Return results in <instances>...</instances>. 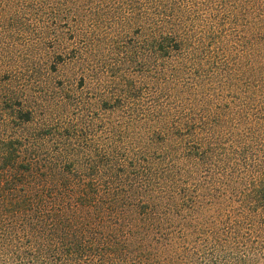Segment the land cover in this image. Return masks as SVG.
I'll use <instances>...</instances> for the list:
<instances>
[{
    "label": "trees",
    "instance_id": "trees-1",
    "mask_svg": "<svg viewBox=\"0 0 264 264\" xmlns=\"http://www.w3.org/2000/svg\"><path fill=\"white\" fill-rule=\"evenodd\" d=\"M59 1L85 25L112 0ZM113 3L126 7L121 17L134 13L163 58L220 75L221 103L210 99L189 123H166L164 111L146 122L128 188L115 168L117 184L105 170L80 171L76 158L41 166L23 138L5 140L0 264H264V0ZM54 4L0 0V31L57 24ZM242 27L250 50L236 57Z\"/></svg>",
    "mask_w": 264,
    "mask_h": 264
},
{
    "label": "rangeland",
    "instance_id": "rangeland-1",
    "mask_svg": "<svg viewBox=\"0 0 264 264\" xmlns=\"http://www.w3.org/2000/svg\"><path fill=\"white\" fill-rule=\"evenodd\" d=\"M114 1L94 12V24L77 22L78 11L55 0L48 16L57 24L32 23L10 36L0 31V157L5 140L23 138L24 154L41 166L68 168L76 158L83 172L119 170L128 188L137 178L131 157L143 153L146 122L164 111L166 123H189L210 99L221 103L220 75L194 72L183 56L163 58L130 19L134 13L121 17L126 7ZM242 29L236 57L250 50L241 39L250 28ZM168 150L177 152L171 144Z\"/></svg>",
    "mask_w": 264,
    "mask_h": 264
}]
</instances>
